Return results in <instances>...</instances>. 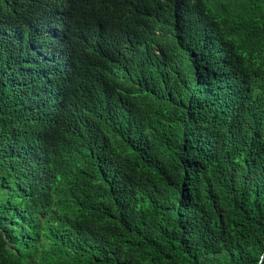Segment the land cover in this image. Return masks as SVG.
<instances>
[{"label":"trees","instance_id":"trees-1","mask_svg":"<svg viewBox=\"0 0 264 264\" xmlns=\"http://www.w3.org/2000/svg\"><path fill=\"white\" fill-rule=\"evenodd\" d=\"M0 264H264V0H0Z\"/></svg>","mask_w":264,"mask_h":264}]
</instances>
